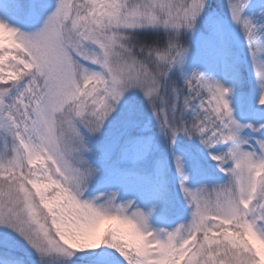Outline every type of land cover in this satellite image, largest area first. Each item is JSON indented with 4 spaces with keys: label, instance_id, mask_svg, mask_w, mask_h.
I'll use <instances>...</instances> for the list:
<instances>
[{
    "label": "snow or ice",
    "instance_id": "snow-or-ice-1",
    "mask_svg": "<svg viewBox=\"0 0 264 264\" xmlns=\"http://www.w3.org/2000/svg\"><path fill=\"white\" fill-rule=\"evenodd\" d=\"M207 3L57 0L35 30L0 20V248L25 245L39 264H264V138L250 146L245 135L264 122H238L232 90L214 78L193 70L178 86L172 75L184 72L182 37ZM247 5L227 0L264 105V25ZM134 90L171 143L199 137L225 177L189 189L176 157L191 214L172 230H154L151 212L115 191L91 192L92 140Z\"/></svg>",
    "mask_w": 264,
    "mask_h": 264
},
{
    "label": "trees",
    "instance_id": "trees-1",
    "mask_svg": "<svg viewBox=\"0 0 264 264\" xmlns=\"http://www.w3.org/2000/svg\"><path fill=\"white\" fill-rule=\"evenodd\" d=\"M57 0H44L35 4L33 18L28 20L23 16L25 0H0V13L11 26L35 30L44 18L55 7ZM245 15L258 25H264V0H254L245 9ZM227 0H208L206 11L198 19L192 33L182 37L183 44L189 49V56L183 74L173 73L177 85L183 84V78L198 70L205 76L212 77L224 87L231 89L227 97L233 110V117L242 124L259 125L264 122V105L258 103L260 89L256 83L252 69L251 55L247 42L238 27L241 43L230 39L226 31V21L229 19ZM212 19H209V18ZM162 34V33H161ZM155 36L153 30H143L142 39L151 40ZM151 107L138 90L126 95L118 106V111L106 123L102 134L92 140L93 159L99 165L100 172L91 186L94 194L98 190L120 193L119 184L132 180L144 186L146 200L152 207V225L160 228L176 227L184 220L190 219L191 208L180 188V176L176 169V157H180L187 181L186 186L199 187L223 182V173L211 159L209 150L200 142L199 137L179 135L175 143H170V163L163 166L157 175L159 149L155 148L157 129L152 116ZM250 146L257 139L264 138V132H253L245 129ZM142 141L146 146L145 153L138 160L128 165L122 161L125 148ZM223 146H217L213 151L219 152ZM162 167V165H161ZM198 169V173L195 171ZM200 169V172H199ZM172 172L174 178L169 176ZM10 255H15L23 264H39L37 256L9 248H0V264Z\"/></svg>",
    "mask_w": 264,
    "mask_h": 264
},
{
    "label": "rangeland",
    "instance_id": "rangeland-1",
    "mask_svg": "<svg viewBox=\"0 0 264 264\" xmlns=\"http://www.w3.org/2000/svg\"><path fill=\"white\" fill-rule=\"evenodd\" d=\"M40 1H44V0H25V3L27 6H25V8L27 9V11H23V16L26 17L28 20L32 19L34 13H32V10H34V6L35 4ZM254 0H249V3H252ZM55 8V7H54ZM54 8L51 10L53 11ZM50 11V12H51ZM50 14V13H49ZM0 20L7 22V19H5V17L0 13ZM238 25H236L232 19L231 16H229V19L226 21V31H227V35L230 37L231 40H233L234 42L240 44L241 43V38L238 32ZM16 27V26H14ZM23 31H30L24 28H20ZM151 118L154 119L155 121V128L157 129V140L155 142V148L159 149L160 152L158 153V156L162 159V161L158 162V167H157V175L162 172V168L164 165H168V163H170V149H169V141L168 138L165 137L161 132H160V128H159V122L156 120L155 116L152 114ZM180 137L178 136L177 139H179ZM145 145L142 141L140 142H136L134 144H132L131 146L125 148V150L122 153V161L125 164H132L134 161L138 160L140 157H142L146 151L145 149ZM162 165V167H161ZM200 172V169H199ZM198 173V169L195 171V174ZM169 176L171 178H174V175L172 172L169 173ZM195 177V176H194ZM194 177L192 179H194ZM191 178L189 179V181H187V184H190ZM201 187V186H199ZM198 187H190L189 189L195 190ZM119 198L121 200H131L135 202V205L138 206L142 211L144 212H151V215L149 217V223L151 225V227L154 230H159L162 229L160 227H155L152 225V207L151 204L146 200L145 197V189L144 186L141 185L140 183H137L135 181L132 180H127L124 182H121L119 184ZM214 195V194H213ZM184 220L179 221L180 223H182ZM174 227H167V228H163L166 230H172ZM9 249L18 251L20 253H25L27 255L30 256H36L34 252H32L31 249H29L27 246L16 243V245L14 247H9ZM39 260V259H38Z\"/></svg>",
    "mask_w": 264,
    "mask_h": 264
}]
</instances>
